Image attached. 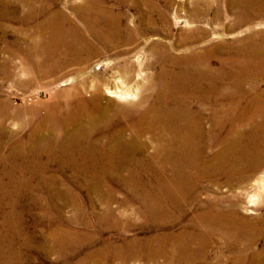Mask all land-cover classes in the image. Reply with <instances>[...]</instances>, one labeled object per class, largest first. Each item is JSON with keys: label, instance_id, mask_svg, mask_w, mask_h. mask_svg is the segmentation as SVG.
Listing matches in <instances>:
<instances>
[{"label": "bare ground", "instance_id": "6f19581e", "mask_svg": "<svg viewBox=\"0 0 264 264\" xmlns=\"http://www.w3.org/2000/svg\"><path fill=\"white\" fill-rule=\"evenodd\" d=\"M75 1L0 0V16L14 23L9 31L0 26V38L11 34L30 81L72 84L12 147V165L0 175V264H23L14 247L19 198L35 200L56 222L40 246L63 264L100 241L86 262L264 264L263 32L213 43L207 29L196 27L172 40V16L190 27L220 14L210 18L212 7L201 0L188 16L184 7L172 12L156 0ZM229 11L234 26L250 27L264 0H230ZM102 52L109 57L98 59ZM53 163L86 179L102 211L80 200L76 179L57 188L43 177L33 186ZM256 181L259 193L243 206ZM44 186L51 191L45 202ZM121 186L131 195L120 199ZM68 206L71 219L63 213ZM180 222V231L170 229ZM139 226L158 232L126 240L100 235Z\"/></svg>", "mask_w": 264, "mask_h": 264}, {"label": "rangeland", "instance_id": "374dc122", "mask_svg": "<svg viewBox=\"0 0 264 264\" xmlns=\"http://www.w3.org/2000/svg\"><path fill=\"white\" fill-rule=\"evenodd\" d=\"M76 1L75 2L79 4L83 0H76ZM156 1L160 5V7H171L172 12L176 8L184 7L188 11V13L185 12L186 16H188L189 12L193 11L195 7V4H194L195 0H172L170 2H166L165 0H156ZM201 1H202V4H201L202 6L212 7L210 12L208 13V16L211 18V17H214L216 13H219L220 20L213 21L210 19L211 23H206L207 19L202 18L199 21V23L191 24L190 27H184L185 23L176 22L172 16L171 25L169 26L170 28L169 32L171 33L172 40L178 39L183 33H185L186 31H190L191 29L196 28V27H204L205 29H207L209 31L207 36L209 38H212L213 43L222 42V41L239 40L246 36H249L250 34H253V32L258 33V34H262L263 32L264 34V13L260 17L255 18L250 27L241 26L237 28L233 24L234 23L233 16L230 15L231 14L229 11L230 0H201ZM106 4H113V2L108 0V3L106 2ZM123 7H134V6L125 5ZM12 24L14 25V23H12L11 21L6 20L2 16H0V26L6 27V29L9 31ZM0 35H3V33L0 32ZM6 35L7 36L0 38V110L3 108L2 109L3 111L2 110L0 111V129H1L0 130V149H1L0 150V159H1L0 160V175L4 173V170L6 168L9 169V167H11L12 164L10 163L12 162V159H11L12 156L10 155L11 153H13L15 148H18L19 144L24 143V141L28 138L29 134L32 133L31 131H33L34 127L38 123L41 122V119H43L44 116L47 115L46 112L48 113L49 108L55 102H57L61 97H63L61 93H64V90L72 86V84L62 85V83H59L60 81H56V82L30 81L31 73L27 71L23 72L22 67H21V62H23L22 56L19 57V56L14 55L13 53V50H12L13 49V42H12L13 39L11 37V34L9 32H6ZM109 54L110 53L102 52L100 54L101 57L99 56L98 59L103 60L105 59V57L106 58L109 57ZM4 68H6L7 70L6 69L4 70ZM5 71H8V72H5ZM68 76L69 75L65 76L64 78ZM121 101L124 103H127V101L125 100H121ZM28 123H30V125ZM3 142H4V145H3ZM13 146L15 148H12ZM19 158H21L19 161L20 163H23L26 161L25 157H19ZM2 159L7 163L6 165L4 162H2L3 161ZM41 159L43 161L46 158L42 157ZM43 177H45L49 181L54 182L57 188H61L67 181L70 182L73 180L71 182L73 184H74L75 179L78 180L77 182L80 181L82 185V187L79 189L81 197H82L80 200L84 204L96 202V205L94 208L95 211L96 212L102 211L103 204L97 197L90 198L88 196V190H87L88 183L86 179L82 177L79 178L76 175V171L68 168L66 169V171L60 172L59 166L53 163L47 169L46 174H44L43 176L37 175L36 177L33 178L32 185L37 186V184H40V179H42ZM5 180L8 181L7 178L4 179V181ZM259 182L260 181H256L255 183L252 182L250 186L246 189L247 191H245V193L243 194V198H242L243 206L249 205V202H248L249 197L254 195V193L256 195L259 193L260 191L258 188ZM114 185L116 187L120 186L118 184H114ZM50 187L52 186L50 185ZM120 190L121 192H125L122 195L119 194L118 197L120 199H122L123 196H125L126 194L131 195L128 192V190H130L128 189V187L126 189V187L121 186ZM223 191H226V188L225 190L223 188ZM39 192H40L39 194H41V196H39L41 197L40 198L41 200L43 199V196L45 194H48L51 191L48 190L47 188L45 189V186H44V190H40ZM45 199L46 198L43 199V202H45ZM18 202H17V205L15 207V212H14L15 213L14 221L18 224V228L16 229V235L18 234L16 237L17 242L16 241L14 242V247L17 251L20 250L18 252L22 256L21 262L23 264H63L62 262L58 261L59 257L57 253H53V254L49 253L40 246L42 245V242L45 239L47 233H49L50 230L54 229L53 227L55 226L54 224L56 222L54 220L49 221L50 219L49 215L48 214L45 215L41 213L42 210L38 205H35L34 203L35 200L31 201L28 198H19ZM259 203L264 205V192H263L262 197L260 198ZM5 206H7L5 208L6 210L11 209L10 207H8V205H5ZM94 209H91V211ZM63 213H64L65 218L71 219L72 217L75 216V211L69 206L63 209ZM193 213L194 212H190V215L188 213L184 217V222L187 219L191 218ZM132 221H135L140 224L143 222V219L134 215L132 217ZM181 224H182L181 222L175 223L174 225H171L170 229L174 231H180ZM50 225H52L53 227L50 228ZM156 232L158 231L154 226L153 227L152 226H139L137 228H133L129 230L127 229V230H115L114 231L111 229H107L101 232L103 235L102 234L100 235L103 239L110 238V239L118 240L119 238V240L121 239L126 240L128 238L129 239L132 238V236L133 237L135 236L145 237L147 235H151ZM101 243L102 241L97 242L95 244L93 243V244L84 245L83 247H81L79 249V252L74 256L73 264H81V263L85 264L87 262H88L87 264L94 263V262L91 263V260L90 262L89 261L86 262L84 258H86L89 252L99 248L101 246ZM259 246H262V242H259ZM216 250H218L217 247H215L212 250V252L214 253ZM139 263L140 262H136L135 264H139ZM142 263L162 264V259H158L155 262L154 261H150V262L142 261ZM95 264H99V263L95 262Z\"/></svg>", "mask_w": 264, "mask_h": 264}]
</instances>
